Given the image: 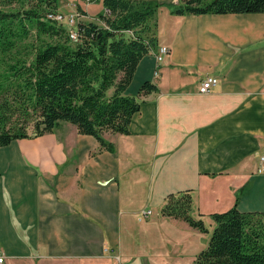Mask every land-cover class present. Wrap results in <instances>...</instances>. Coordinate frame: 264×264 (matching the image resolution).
Masks as SVG:
<instances>
[{"label": "crops", "instance_id": "0c3cea01", "mask_svg": "<svg viewBox=\"0 0 264 264\" xmlns=\"http://www.w3.org/2000/svg\"><path fill=\"white\" fill-rule=\"evenodd\" d=\"M158 1L173 6L156 33L170 52L159 75L155 52L138 63L125 93L158 90L128 133L104 132L112 150L67 121L0 146L5 264H195L210 238L162 213L171 193L189 192L205 222L236 204L264 213V12L177 14L179 0ZM209 75L218 83L201 93Z\"/></svg>", "mask_w": 264, "mask_h": 264}, {"label": "trees", "instance_id": "16d2710c", "mask_svg": "<svg viewBox=\"0 0 264 264\" xmlns=\"http://www.w3.org/2000/svg\"><path fill=\"white\" fill-rule=\"evenodd\" d=\"M100 1L102 23L80 22L75 42L67 26L47 18L59 0H20L21 8L0 9V146L53 132L67 121L112 150L104 132L128 133L142 96L158 90L146 81L137 95L125 93L140 60L158 49L157 12L164 3L95 0ZM180 1L177 14L264 12V0ZM86 7L80 2L82 14ZM191 210L189 192L171 193L162 213L208 232ZM211 216L209 245L195 264H264L263 212L241 211L236 204Z\"/></svg>", "mask_w": 264, "mask_h": 264}, {"label": "built area", "instance_id": "2783aa9c", "mask_svg": "<svg viewBox=\"0 0 264 264\" xmlns=\"http://www.w3.org/2000/svg\"><path fill=\"white\" fill-rule=\"evenodd\" d=\"M92 2L93 0H86ZM107 10V9H106ZM108 11V10H107ZM80 11L74 13H63V12H52L47 15V18L53 19L60 24L67 26L70 38L73 40H79L81 37V32L79 28L80 23ZM170 48L166 45H161L155 52V57L157 61V67L155 70V75H159V65L164 61L165 57L169 54ZM218 83V77L215 75L207 76L200 84L199 91L201 93H207L210 91L211 87ZM260 171L264 172V154L260 157ZM151 213V210H144L143 215L148 216ZM6 262V253L0 247V264H5Z\"/></svg>", "mask_w": 264, "mask_h": 264}, {"label": "rangeland", "instance_id": "374dc122", "mask_svg": "<svg viewBox=\"0 0 264 264\" xmlns=\"http://www.w3.org/2000/svg\"><path fill=\"white\" fill-rule=\"evenodd\" d=\"M78 1L82 2L84 5L86 4L87 8L90 9L92 12H94V10H100V8H102L101 1L100 2H95V0H94L92 2H88L86 0H59L56 11L63 12V13H66V14L74 13V12H78V11L82 12L81 9L79 8V6H76V8L74 7V5L78 4ZM179 2H181V1L179 0ZM29 4H30V2L27 3L25 5V7H29ZM21 6H22V2H20V0H0V9L16 10L18 8H21ZM170 7H173V6H170L168 4L162 5L159 8V11L157 12V20H158V18H159L160 22L162 20H164L163 14L164 13L168 14V11H169ZM94 17H97V15L94 16ZM91 19L94 20V21H98V22L100 21L98 18H91ZM31 40H33L32 37L29 40H27V41H31ZM161 40H163V38ZM72 41L75 42L73 39H72ZM29 133L30 134L33 133V126L32 125H30V127H29ZM191 215L194 216L192 211H191ZM206 215L200 214V215H196V216H199L198 218H201V219L204 220ZM204 222H205V220H204ZM205 225L209 228V233L207 232L205 237L207 236V237L210 238L212 229L214 227V221H213L212 216L210 214H208V216L206 218Z\"/></svg>", "mask_w": 264, "mask_h": 264}]
</instances>
